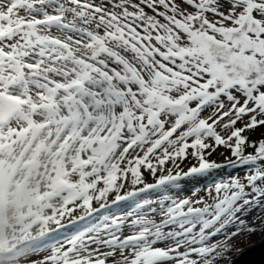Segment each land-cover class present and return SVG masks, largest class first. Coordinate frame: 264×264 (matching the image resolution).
I'll return each instance as SVG.
<instances>
[{
    "label": "snow or ice",
    "instance_id": "6c2138e0",
    "mask_svg": "<svg viewBox=\"0 0 264 264\" xmlns=\"http://www.w3.org/2000/svg\"><path fill=\"white\" fill-rule=\"evenodd\" d=\"M18 145L57 226L31 264H237L264 243V0H0V157Z\"/></svg>",
    "mask_w": 264,
    "mask_h": 264
},
{
    "label": "rangeland",
    "instance_id": "374dc122",
    "mask_svg": "<svg viewBox=\"0 0 264 264\" xmlns=\"http://www.w3.org/2000/svg\"><path fill=\"white\" fill-rule=\"evenodd\" d=\"M214 158L222 160L219 155ZM47 159L45 155L37 158L31 150L19 145L12 153L0 157V264H31L32 250L37 248L42 239H52L45 236V233L57 226L51 222L45 224L40 217H46L48 212L36 206L37 195L44 190ZM229 175L243 176L244 171L226 169L218 173L216 179H227ZM146 178L152 182L150 176ZM199 187L206 186L201 184ZM200 195H204V192L201 191ZM122 212L126 210L111 209L113 214ZM259 217H264V211L254 206L247 220L252 223ZM70 219L66 214L62 218V223L68 224ZM30 222L33 226L28 227L27 224ZM66 231L71 233L73 229L68 228ZM261 238L262 234L257 232L251 236H241L233 243L237 248L246 249L257 244ZM233 254L235 253H230Z\"/></svg>",
    "mask_w": 264,
    "mask_h": 264
},
{
    "label": "water",
    "instance_id": "95a60500",
    "mask_svg": "<svg viewBox=\"0 0 264 264\" xmlns=\"http://www.w3.org/2000/svg\"><path fill=\"white\" fill-rule=\"evenodd\" d=\"M237 264H264V243H257L245 249Z\"/></svg>",
    "mask_w": 264,
    "mask_h": 264
},
{
    "label": "bare ground",
    "instance_id": "6f19581e",
    "mask_svg": "<svg viewBox=\"0 0 264 264\" xmlns=\"http://www.w3.org/2000/svg\"><path fill=\"white\" fill-rule=\"evenodd\" d=\"M205 186H207L206 184H204ZM199 186V185H198ZM187 194H189V193H187V192H185V193H183V195H187ZM113 208H118V209H125L126 210V212L128 211V210H130V208H131V204H129V203H127V202H121V204L118 206V207H113ZM22 221V220H21ZM18 223L20 222V221H17ZM28 225V227H31V226H33V223H28L27 224ZM17 231V230H16ZM23 238V237H22ZM25 238V237H24ZM261 240H262V238L260 239V240H258L257 241V243L258 242H261ZM240 249H244V248H240ZM235 254H233V256H234Z\"/></svg>",
    "mask_w": 264,
    "mask_h": 264
}]
</instances>
